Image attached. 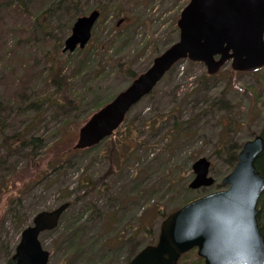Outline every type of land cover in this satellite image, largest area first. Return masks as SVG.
<instances>
[{"label": "rangeland", "instance_id": "374dc122", "mask_svg": "<svg viewBox=\"0 0 264 264\" xmlns=\"http://www.w3.org/2000/svg\"><path fill=\"white\" fill-rule=\"evenodd\" d=\"M60 1L0 0V160L17 164L14 174L0 168V264L36 214L68 201L59 226L41 234L49 264H126L157 242L164 215L228 188L235 155L264 130V70L236 73L228 63L209 76L203 63L181 60L113 136L76 151L79 129L132 83L125 72H146L179 40L190 0ZM99 6L87 47L63 53L74 22ZM54 61L67 79L60 90L49 80ZM20 131L42 143L32 162L31 149L2 148L1 135ZM202 157L215 183L191 189ZM180 264L205 261L194 249Z\"/></svg>", "mask_w": 264, "mask_h": 264}, {"label": "water", "instance_id": "95a60500", "mask_svg": "<svg viewBox=\"0 0 264 264\" xmlns=\"http://www.w3.org/2000/svg\"><path fill=\"white\" fill-rule=\"evenodd\" d=\"M99 10L79 17L65 41L63 52L84 49L99 19ZM179 40L154 59L113 100L95 112L79 129L74 149L100 144L125 121L132 107L151 94L180 60L201 62L215 75L231 62L236 72L264 68V0H190L178 20ZM264 152L259 134L243 146L235 169L223 180L227 189L215 191L169 214L160 226L158 241L140 250L128 264H178L183 254L198 249L206 264H264V235L259 224V201L264 174L257 160ZM211 161L202 157L193 164L191 189L210 187ZM70 203L41 211L33 225L23 230L13 260L16 264H48L40 235L54 230Z\"/></svg>", "mask_w": 264, "mask_h": 264}, {"label": "trees", "instance_id": "16d2710c", "mask_svg": "<svg viewBox=\"0 0 264 264\" xmlns=\"http://www.w3.org/2000/svg\"><path fill=\"white\" fill-rule=\"evenodd\" d=\"M72 1V0H71ZM70 2V0H61L60 1V5L66 3V5H68V3ZM65 5V9L68 10L67 6ZM97 9H99L100 11H102V7L99 6ZM49 35V34H48ZM45 53V57H48V54ZM51 72H50V79L53 82V85L57 86V88L60 90V87L63 85H67L66 81L67 79H65L66 77L63 76L62 74V70L60 69V67L58 66V63L56 61L51 63V68H50ZM125 73H129L132 76V79L136 78L138 75H136L134 72H130V70H128ZM63 84V85H62ZM65 87V86H63ZM24 99H26V97H24ZM27 99H29V95L27 97ZM32 99V98H31ZM35 102H32V104H30L31 109L34 107ZM25 134L27 135L28 133H26L25 131H20L17 132L15 134H10V135H1V139H2V148L10 151V154L14 155V156H20V154H22L24 151H26L27 149H31L29 153H26L24 155V157H26V159L30 162L35 160L36 157V151L42 147V143L41 141H39L36 137H33L31 139L25 137ZM262 135L264 136V130L262 132ZM92 149V148H89ZM76 151H80V150H76ZM235 159L236 161L238 160V154L235 155ZM0 168L2 170H4V172H12L14 174V172H16L17 170V164H11L10 161L8 160H0ZM257 168L258 170L261 171L262 174H264V152L262 153V155L258 158L257 160ZM7 177V176H5ZM5 178L3 176H0V185L1 187L5 184ZM71 203V202H70ZM167 215L163 216V219L166 218ZM259 224H260V228L261 231L264 235V193L262 194L261 198H260V202H259ZM154 241L152 240L150 242V244H153ZM182 260V259H181ZM8 264H16L15 261L10 258L8 261Z\"/></svg>", "mask_w": 264, "mask_h": 264}]
</instances>
